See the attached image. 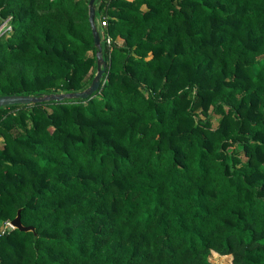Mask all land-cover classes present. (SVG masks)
Listing matches in <instances>:
<instances>
[{"label": "trees", "instance_id": "trees-1", "mask_svg": "<svg viewBox=\"0 0 264 264\" xmlns=\"http://www.w3.org/2000/svg\"><path fill=\"white\" fill-rule=\"evenodd\" d=\"M95 4L99 88L0 106V221L37 233L0 232V264H264V0ZM3 23L0 94L90 83L88 0Z\"/></svg>", "mask_w": 264, "mask_h": 264}, {"label": "water", "instance_id": "water-1", "mask_svg": "<svg viewBox=\"0 0 264 264\" xmlns=\"http://www.w3.org/2000/svg\"><path fill=\"white\" fill-rule=\"evenodd\" d=\"M96 16V4L95 0H88V20L90 22L91 31L93 35L94 45L97 47L96 50V71L90 81V83L83 89L70 91V92H51L45 94H28V93H5L0 94V106L10 105L14 103H30L39 102L44 100H62L66 97H81L85 98L90 94L94 93L100 86L101 77L106 69V60L103 57L101 36L97 23L95 20ZM13 228L20 230H32L34 236L37 235L34 226L24 225L21 222L20 210H17L15 217L9 220Z\"/></svg>", "mask_w": 264, "mask_h": 264}, {"label": "built area", "instance_id": "built-area-1", "mask_svg": "<svg viewBox=\"0 0 264 264\" xmlns=\"http://www.w3.org/2000/svg\"><path fill=\"white\" fill-rule=\"evenodd\" d=\"M100 24H101V25H105V24H106V19H105V18L102 19V20L100 21ZM101 38H102V39H105L106 42H107L108 44H110V42H111V37H110L108 34H106V33L102 34ZM9 227L12 228L11 223L9 222V220H5V221L3 222V228H0V232H3L4 230L8 229Z\"/></svg>", "mask_w": 264, "mask_h": 264}, {"label": "rangeland", "instance_id": "rangeland-1", "mask_svg": "<svg viewBox=\"0 0 264 264\" xmlns=\"http://www.w3.org/2000/svg\"><path fill=\"white\" fill-rule=\"evenodd\" d=\"M5 24L3 23L2 24V26L0 27V33L2 32V29H3V26H4ZM96 71V70H95ZM95 73V72H94ZM94 75V74H93ZM93 77V76H92ZM214 121H216V117L214 116ZM1 140V139H0ZM3 222L4 221H0V228H3ZM10 228V227H9ZM220 256H222V255H220ZM218 258V257H217ZM219 260H221L222 262H226V258L225 257H221V259L220 258H218Z\"/></svg>", "mask_w": 264, "mask_h": 264}]
</instances>
